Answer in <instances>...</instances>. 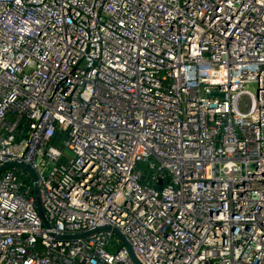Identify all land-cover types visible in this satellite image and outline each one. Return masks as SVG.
Here are the masks:
<instances>
[{"label": "built area", "instance_id": "obj_1", "mask_svg": "<svg viewBox=\"0 0 264 264\" xmlns=\"http://www.w3.org/2000/svg\"><path fill=\"white\" fill-rule=\"evenodd\" d=\"M10 162L0 264H264V0H0Z\"/></svg>", "mask_w": 264, "mask_h": 264}, {"label": "water", "instance_id": "obj_2", "mask_svg": "<svg viewBox=\"0 0 264 264\" xmlns=\"http://www.w3.org/2000/svg\"><path fill=\"white\" fill-rule=\"evenodd\" d=\"M11 166H18V167H21L23 169H25L31 176L32 178V189H33V193H34V201H35V207H36V210L39 214V216L41 217L42 221L45 222V219L43 217V214H42V211H41V208L39 206V203H38V199H37V187H36V182H35V174L34 172L32 171V169L27 166V165H24L23 163H18V162H10V163H6V164H3L0 166V171L1 170H4L8 167H11ZM99 229H108L110 230L116 237H118L121 241V243L125 246V248L127 249L130 257L132 258V260L134 261L135 264H138L136 258L134 257L128 243L126 242V240L124 239V237L114 228H109V227H100ZM82 234H85V233H81V234H77L76 236H80Z\"/></svg>", "mask_w": 264, "mask_h": 264}]
</instances>
